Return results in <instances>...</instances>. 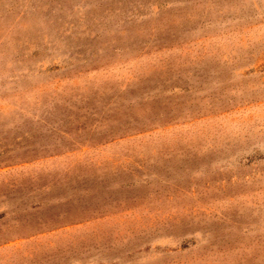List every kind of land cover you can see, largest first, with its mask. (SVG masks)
<instances>
[{
    "label": "rangeland",
    "instance_id": "1",
    "mask_svg": "<svg viewBox=\"0 0 264 264\" xmlns=\"http://www.w3.org/2000/svg\"><path fill=\"white\" fill-rule=\"evenodd\" d=\"M0 264H264V0H0Z\"/></svg>",
    "mask_w": 264,
    "mask_h": 264
}]
</instances>
